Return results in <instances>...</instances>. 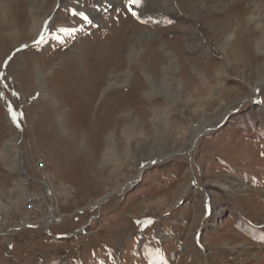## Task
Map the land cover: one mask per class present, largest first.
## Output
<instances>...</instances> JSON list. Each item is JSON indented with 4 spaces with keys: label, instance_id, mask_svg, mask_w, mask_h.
Listing matches in <instances>:
<instances>
[{
    "label": "rangeland",
    "instance_id": "rangeland-1",
    "mask_svg": "<svg viewBox=\"0 0 264 264\" xmlns=\"http://www.w3.org/2000/svg\"><path fill=\"white\" fill-rule=\"evenodd\" d=\"M5 2L0 264H264V0Z\"/></svg>",
    "mask_w": 264,
    "mask_h": 264
},
{
    "label": "bare ground",
    "instance_id": "bare-ground-1",
    "mask_svg": "<svg viewBox=\"0 0 264 264\" xmlns=\"http://www.w3.org/2000/svg\"><path fill=\"white\" fill-rule=\"evenodd\" d=\"M18 1H19V0H18ZM171 1H172V0H171ZM5 4H6L5 0H2V3L0 4V8L3 7V6H6ZM166 4H167V3H165V5H166ZM32 7H33V6H32ZM258 7H259V6H258ZM33 8H34V7H33ZM166 8L168 9V6H162V7H160V9L163 10V11L167 10ZM260 8H261V7H260ZM0 11H1V9H0ZM2 11H3V8H2ZM2 11H1V12H2ZM0 14H1V13H0ZM4 14H5V12H4ZM159 15H160V14H159ZM1 16H4V15H1ZM163 16H165V14H164ZM210 18H211V17H210ZM234 18H235V17H234ZM32 19L35 20L34 22H39V21H36L37 19H35L34 17H33ZM215 20H216V19H215ZM51 21H52V20H51ZM217 21H218V20H217ZM24 23H26V22H24ZM221 23H222V22H221ZM39 24H40V23H39ZM39 24L35 26V28H34L35 30L33 29V31H34L33 33H34V34L36 33V31H37V29H38V27H39ZM47 24H48V23H47ZM40 26H41V24H40ZM219 27H220V26H219ZM29 32H31V31H29ZM34 34H33V35H34ZM143 46H144V49H145V51H144L145 53H144V55L142 56L140 62L143 61L144 58H146V56H148L147 53H148V51H149V49H150L148 46H145V42H143ZM231 47H232V46H231ZM70 56H71V55H70ZM77 58H78V57H77ZM10 67H11V66H10ZM80 99H81V98H80ZM104 118H105V117H104ZM101 200H103V198H102ZM99 202H100V201H99Z\"/></svg>",
    "mask_w": 264,
    "mask_h": 264
},
{
    "label": "snow or ice",
    "instance_id": "snow-or-ice-1",
    "mask_svg": "<svg viewBox=\"0 0 264 264\" xmlns=\"http://www.w3.org/2000/svg\"><path fill=\"white\" fill-rule=\"evenodd\" d=\"M140 2V0H129V3L131 4H138ZM133 15H136L135 12L132 13ZM85 20H87V17H85Z\"/></svg>",
    "mask_w": 264,
    "mask_h": 264
}]
</instances>
